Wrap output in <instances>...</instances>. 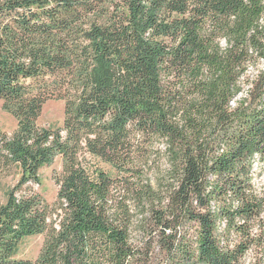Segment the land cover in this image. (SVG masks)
<instances>
[{
  "label": "trees",
  "instance_id": "16d2710c",
  "mask_svg": "<svg viewBox=\"0 0 264 264\" xmlns=\"http://www.w3.org/2000/svg\"><path fill=\"white\" fill-rule=\"evenodd\" d=\"M261 64L264 0H0V100L17 120L0 129V175L21 171L0 204V264H242L250 250L264 264ZM52 99L58 128L38 123ZM156 141L169 169L154 186L138 162ZM56 157L54 216L38 187ZM37 234V258L16 257Z\"/></svg>",
  "mask_w": 264,
  "mask_h": 264
},
{
  "label": "rangeland",
  "instance_id": "374dc122",
  "mask_svg": "<svg viewBox=\"0 0 264 264\" xmlns=\"http://www.w3.org/2000/svg\"><path fill=\"white\" fill-rule=\"evenodd\" d=\"M264 65L261 64V67ZM255 72V70H253ZM64 120V102L61 100H49L43 107V111L39 117L38 123L41 126L49 128L61 127ZM6 128L8 132H12L17 128V120L8 112L2 108V101L0 100V129ZM5 130V129H3ZM140 151L143 153L142 159L139 160L138 165L143 167V179L149 180L157 186L162 184L164 176L169 169L168 157L165 153V144L163 141H156L151 146H142ZM90 169L94 170L97 166H102L109 170L110 166L105 163H99L97 160L88 158ZM57 170L61 172L62 163L61 158L56 157L55 160L47 165H44L40 169L41 185L38 190L44 195L47 201L52 206V213L55 216V210L57 206V193L58 185L53 179V172ZM114 173V171H112ZM21 171L18 165H13L10 170L0 175V204L6 201L8 191L19 180ZM163 175V176H162ZM255 185L264 195V163L259 165L255 173ZM114 194L118 197H123V188H117L114 190ZM126 204L130 207L132 213V227H131V239L134 244L143 246L148 240L147 230L145 229V223L142 220V210L135 206L132 200L127 199ZM138 204V202H137ZM263 226L258 223L255 226V233L261 235L264 232V212L261 216ZM226 225L225 221L220 223V229L222 230ZM263 227V228H262ZM43 243V235L37 234L25 237L19 244L16 250V257L21 259L35 260L40 252ZM144 248V246H143ZM256 258L254 251L250 250L249 253L243 259L242 264H256ZM135 264H144L136 262Z\"/></svg>",
  "mask_w": 264,
  "mask_h": 264
},
{
  "label": "crops",
  "instance_id": "0c3cea01",
  "mask_svg": "<svg viewBox=\"0 0 264 264\" xmlns=\"http://www.w3.org/2000/svg\"><path fill=\"white\" fill-rule=\"evenodd\" d=\"M2 129L8 130V129H6V128H3V127H2Z\"/></svg>",
  "mask_w": 264,
  "mask_h": 264
}]
</instances>
